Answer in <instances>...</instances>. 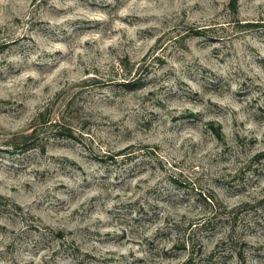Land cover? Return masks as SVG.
I'll return each instance as SVG.
<instances>
[{
    "label": "rangeland",
    "instance_id": "rangeland-1",
    "mask_svg": "<svg viewBox=\"0 0 264 264\" xmlns=\"http://www.w3.org/2000/svg\"><path fill=\"white\" fill-rule=\"evenodd\" d=\"M262 151L264 0H0V264H264Z\"/></svg>",
    "mask_w": 264,
    "mask_h": 264
},
{
    "label": "trees",
    "instance_id": "trees-1",
    "mask_svg": "<svg viewBox=\"0 0 264 264\" xmlns=\"http://www.w3.org/2000/svg\"><path fill=\"white\" fill-rule=\"evenodd\" d=\"M235 11H237L236 10V7H235ZM197 30H202V29H197ZM198 32H202V31H197V33H190L191 35H193V34H198ZM216 133H217V136L219 137V138H221L222 137V132L219 130V129H216ZM132 148V147H131ZM145 148H150V146L149 145H145ZM130 148H125V149H123V150H121V151H119V152H117V153H114V154H111L110 155V158L111 159H113V160H116V158H118V156H121V155H124L125 154V157H129V159L131 158V157H135L136 156V154L137 153H135L136 151H132V152H129V153H126L128 150H129ZM264 155V151H262L261 153H258L257 155H256V157H260V156H263ZM9 199L7 198V197H5L4 195H2V194H0V204H4V203H2V202H6V204H7V202L9 203V201H8ZM57 234H59L58 236H62V234H63V231H58L57 232ZM186 240V239H185ZM183 241L182 240V245H183V247L184 248H188V249H190V247H194V246H192L193 245V241H192V239H191V237H190V235H189V237H188V239L186 240V241ZM191 251H192V249H191ZM239 256H240V258L243 260V262H244V264H248V262H247V259H246V255H244V253L243 252H240L239 253Z\"/></svg>",
    "mask_w": 264,
    "mask_h": 264
}]
</instances>
